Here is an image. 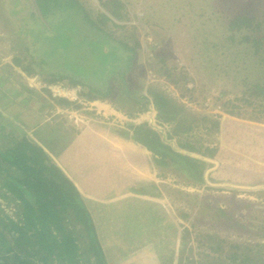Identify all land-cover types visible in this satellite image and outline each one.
Masks as SVG:
<instances>
[{
  "label": "rangeland",
  "instance_id": "obj_1",
  "mask_svg": "<svg viewBox=\"0 0 264 264\" xmlns=\"http://www.w3.org/2000/svg\"><path fill=\"white\" fill-rule=\"evenodd\" d=\"M15 1L0 0V126H4L0 128V146L10 142V134L17 136L43 125L41 138L54 140V148L61 150L69 145L71 136L87 129L115 143V158H121L124 173L132 169L127 165L128 153L120 147L121 140H128L120 130L127 132L128 124L146 122L172 135L173 148L177 149V143L189 142L198 148L217 147L222 151L210 159L179 150L204 162L210 172L208 184L223 186L222 191L206 189L209 185L205 183L191 184L176 166L162 170L152 163L148 151L146 160L151 170L145 176L159 184L154 194L162 205L160 221L171 224V229L150 231L156 220L150 214L142 216L143 220L140 217L142 223L135 230L119 231L129 233V241H109L113 247H105L108 264H121L136 251L141 254L134 264H264V122L257 106L260 102L264 105V99L256 98L252 88L254 84H264V0H118L120 6L113 10L103 8L98 0H79L93 20H99V13L108 18L98 25L107 32L111 47L123 42L135 51L130 62L129 53L122 50L123 61L128 59L131 65L128 69L123 63L116 65L118 72L109 81L114 94L122 91L129 92L131 99L150 98L145 87L151 86L175 104L158 114L151 99L144 108L140 103H131L133 110L142 109H128L130 115L119 103L115 105L108 99L95 100L98 105H89L90 101L82 99L68 108L56 106L60 109L57 112L52 105L55 98L39 83L65 86V81L47 83V75L26 76L13 63L12 58L23 53L20 38L12 36ZM242 13L254 19L244 26V34L249 37L242 39L243 33L234 31L228 39L232 34L227 31L229 22ZM255 23L259 27L252 31ZM80 35H86L83 29ZM255 36L260 37V43L252 39ZM75 49L70 51L74 53L73 61L88 69V63L93 61L91 47ZM34 69L38 70L36 66ZM167 73L176 82L182 78L185 82L175 84ZM29 85L34 94L21 89ZM66 86L80 92L79 87ZM243 97L250 105L236 102ZM227 102L240 105L241 115L224 114L221 110ZM203 117L219 121L216 132L209 130ZM174 129L177 135H173ZM39 135L28 137L36 143ZM164 187L196 195L199 200L184 201L173 192L167 193ZM149 190L147 187L146 192ZM6 204L0 200L1 209L13 216L14 204ZM219 210L233 213L237 220L234 227L223 223L226 217ZM144 225L147 230L140 236ZM145 255L150 263L145 261ZM242 255L250 259L241 262Z\"/></svg>",
  "mask_w": 264,
  "mask_h": 264
},
{
  "label": "trees",
  "instance_id": "obj_2",
  "mask_svg": "<svg viewBox=\"0 0 264 264\" xmlns=\"http://www.w3.org/2000/svg\"><path fill=\"white\" fill-rule=\"evenodd\" d=\"M98 1L103 8L111 10L120 6L118 0ZM13 8L12 36L14 39L20 38L23 53L12 60L15 67L26 76L47 75L50 77L46 80L47 83L64 80V84L80 88L78 98L90 102L108 99L115 105L119 103L128 115L130 109L134 112L142 109L133 110L131 103H140L144 108L149 99L158 114L174 108L172 100L151 86L145 87L150 98L143 96L131 99L129 92L124 94L122 91L114 94L109 81L118 72L115 67L123 63L128 69L131 65L128 59L132 61L135 51L123 42H118L113 47L107 43L111 40L108 39L107 32L98 25L109 21L106 16L99 13V20H93L84 11L79 0H16ZM114 15L119 17L118 14ZM253 21L247 14L235 15L227 28L232 33L228 39L235 32L241 31L242 39L246 40L249 35L244 34L247 29L244 26L248 27ZM258 27L259 24L255 23L251 29L253 31ZM82 29L87 36L80 35ZM252 39L257 43L261 42L258 36ZM84 45L91 47L93 61L88 63V69L75 63L74 53L70 52L72 47L79 50ZM122 50L129 53L127 61H123L125 58ZM34 66L38 68L37 71ZM166 75L175 84L185 82L184 78L176 82L170 78L171 74ZM252 88L256 98L262 96L264 99V84L257 83ZM21 89L25 93H35L25 86H21ZM238 101L250 105L244 97L236 100ZM53 103L68 108L76 102L55 98ZM257 106L259 118L264 122V105L260 102ZM221 111L231 117L241 115L240 105L231 102L224 104ZM202 119L205 124H209V130L217 131L218 120L208 117ZM0 128L3 129L4 126ZM126 128L128 131L120 130V135L149 151L155 166L162 170L176 166L185 175L186 181L193 182L191 184L209 183L210 172L206 171V164L179 150L184 149L212 159L220 151L217 147L198 148L186 142L177 143L176 149L172 147V135L161 132L146 122L130 123ZM172 131L173 135H177L178 131ZM41 132L40 127L30 135L38 136ZM40 138L35 143L30 140L27 132H20L17 136L10 134V142L0 146V200L6 202V205L12 203L15 207L13 216L6 214L0 207V264H106L90 215L77 188L53 160L59 153L54 148L55 141H42ZM213 188L218 191L225 189L223 186L206 187ZM164 189L167 193L173 192L177 197H182L184 201L199 200L193 194L172 191L167 187ZM219 212L226 217L223 223L234 227L237 220L233 219V213L226 210ZM232 259H235L234 255ZM248 259L249 256L242 255L241 262Z\"/></svg>",
  "mask_w": 264,
  "mask_h": 264
},
{
  "label": "crops",
  "instance_id": "obj_3",
  "mask_svg": "<svg viewBox=\"0 0 264 264\" xmlns=\"http://www.w3.org/2000/svg\"><path fill=\"white\" fill-rule=\"evenodd\" d=\"M96 102H88V104L96 105ZM52 105L57 112L60 111L54 103ZM40 127L42 128L43 125L33 127L27 131V135L29 136ZM79 133L71 136L69 145L65 149L58 150V156L53 160L77 188L90 215L91 223L105 256V262L108 264L105 247H113L109 241L116 240L121 243L123 240L122 244L129 241L130 236L127 235L129 233L124 234L119 231L135 230L142 223L140 217L150 214L153 220H156L150 225V231L171 229V224L160 221L162 205L155 195V187L159 184H156L153 179L147 180L145 176L149 175L151 170V165H147L146 160V154L149 155L148 151L130 139L121 140L122 143L119 146L124 147L122 149L128 153L127 165L132 169L123 173L121 168L123 162L121 158H115L113 147L115 143L112 140H107V138L103 140L93 133H88L87 129ZM40 140L44 141L45 138H40ZM67 160L70 161L68 166L65 165ZM114 181H118L117 184L114 185ZM116 185H120L118 190H116ZM147 187L150 188L148 192H146ZM140 230H142L139 233L141 236L147 230L146 226H141ZM118 245L121 246V244L116 246ZM140 254L141 251L132 253L130 259H123L121 264L138 263L137 259L140 258L138 256ZM145 258V261L150 263L149 256L145 255Z\"/></svg>",
  "mask_w": 264,
  "mask_h": 264
},
{
  "label": "built area",
  "instance_id": "obj_4",
  "mask_svg": "<svg viewBox=\"0 0 264 264\" xmlns=\"http://www.w3.org/2000/svg\"><path fill=\"white\" fill-rule=\"evenodd\" d=\"M31 88L32 86L29 85ZM39 87H46L48 90H50V96L51 98H65L67 101L70 102H79L81 103V100L78 99V88H70L68 86H64L62 84H54V85H45L43 83H39Z\"/></svg>",
  "mask_w": 264,
  "mask_h": 264
},
{
  "label": "bare ground",
  "instance_id": "obj_5",
  "mask_svg": "<svg viewBox=\"0 0 264 264\" xmlns=\"http://www.w3.org/2000/svg\"><path fill=\"white\" fill-rule=\"evenodd\" d=\"M96 104H97V102H96Z\"/></svg>",
  "mask_w": 264,
  "mask_h": 264
}]
</instances>
